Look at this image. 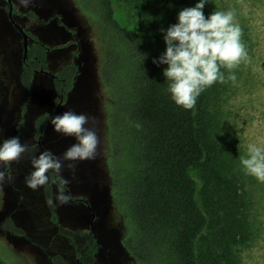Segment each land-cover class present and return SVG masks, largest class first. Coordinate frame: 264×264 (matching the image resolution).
Listing matches in <instances>:
<instances>
[{"label":"rangeland","instance_id":"374dc122","mask_svg":"<svg viewBox=\"0 0 264 264\" xmlns=\"http://www.w3.org/2000/svg\"><path fill=\"white\" fill-rule=\"evenodd\" d=\"M12 3L14 22L50 47L45 70L57 75L66 65L77 64L79 73L74 85L55 115L70 110L89 116L86 126L96 132L99 145L95 159L76 162L73 169L65 166L57 176L68 181L66 188L71 194L69 203L63 205L48 203L55 201L60 188L52 179L35 191L25 186L24 178L32 171L28 154L13 164L14 178L5 181L0 193V241L13 252L0 244L3 256L8 264H55L51 257L62 255L66 264H75L72 245L62 228L73 231L88 228L90 206L96 213L93 224L99 243L96 264H134L120 244V222L109 201L103 165V96L91 33L71 0H30L27 7L20 6L18 0ZM208 5L214 11L235 10V22L241 28V40L248 53V60L233 70L235 82L221 84L218 94L213 92L207 102L202 100L200 111L211 153L224 171L235 177L236 184L237 177L240 179L241 191L249 205L251 236L243 245L234 244L235 261L230 264H264V183L239 170V158L246 154L247 145L264 139V0H210ZM114 8L116 18L124 25L134 24L139 18L138 12L125 1L114 0ZM22 39L8 16L6 0H0V103L3 105L0 104V141L18 136L22 144L36 145L37 151L31 155L42 152V147L60 157L76 141L56 133L47 121L55 116L58 99L53 77L37 72L28 89L21 83ZM43 116L46 125L40 135V147L37 123ZM214 164L215 160L209 163L207 172ZM217 195L213 189L211 196ZM203 197L205 194L200 192L201 201ZM207 205L210 227L198 250L203 255L212 249L218 256L216 264H225L221 256L225 252L223 246L213 242L222 225L216 213L221 215L223 210L212 200ZM8 218L21 234L3 227Z\"/></svg>","mask_w":264,"mask_h":264},{"label":"trees","instance_id":"16d2710c","mask_svg":"<svg viewBox=\"0 0 264 264\" xmlns=\"http://www.w3.org/2000/svg\"><path fill=\"white\" fill-rule=\"evenodd\" d=\"M71 1L85 21L98 55L103 165L109 201L120 222L122 248L134 264L218 263L212 249L203 255L198 250L210 227L205 207L212 200L223 210L221 215L216 213L222 225L213 242L223 246L225 264L235 261L234 244L243 245L251 236L249 205L240 179L237 177L236 184L235 177L229 176L211 153L200 119L202 100L207 102L213 92L218 94L223 83L207 88L195 107L185 110L174 104L167 91L168 82L162 74L166 65L152 62L165 50L161 29L174 24L178 11L198 0H121L138 12L139 18L128 25L116 18L114 0ZM203 11L207 18L214 9L207 3ZM49 49L31 35L20 76L25 87L29 88L35 72L46 69ZM78 73L77 64L70 63L54 77L58 95L66 97ZM45 125L43 116L37 123L38 134L42 135ZM214 160V167L207 172ZM54 177L59 187L66 189L62 180L53 174V181ZM213 189L216 198L211 196ZM200 192L205 194L202 201ZM3 227L22 233L11 218ZM62 231L75 240L66 228ZM79 237L85 239L88 253L98 251L94 235L81 233ZM0 244L13 253L5 242ZM54 263L66 264L59 256ZM0 264H8L1 247Z\"/></svg>","mask_w":264,"mask_h":264},{"label":"clouds","instance_id":"9594fccd","mask_svg":"<svg viewBox=\"0 0 264 264\" xmlns=\"http://www.w3.org/2000/svg\"><path fill=\"white\" fill-rule=\"evenodd\" d=\"M18 2L27 7L30 0ZM209 2L198 0L194 6L178 11L176 22L161 29L165 50L152 61L166 65L162 74L168 82L167 91L174 104L185 110L193 109L201 93L213 84L235 82L233 70L248 60L241 28L235 22V10L213 11L206 18L203 9ZM221 69L228 71L227 77ZM89 121L90 117L84 113L70 110L51 117L56 133L71 136L76 141L60 157L50 150L31 155L37 151L36 145L22 144L18 136L0 141V193L5 181L14 178L13 164H18L26 154L32 171L24 178V183L33 191L47 186L53 174L60 176L65 166L73 169L76 162L95 159L99 138L86 126ZM239 170L264 183V139L247 145L246 154L239 158ZM61 183L67 185L68 181ZM70 199L71 194L61 187L55 201L48 203L63 205Z\"/></svg>","mask_w":264,"mask_h":264},{"label":"flooded vegetation","instance_id":"af4514ba","mask_svg":"<svg viewBox=\"0 0 264 264\" xmlns=\"http://www.w3.org/2000/svg\"><path fill=\"white\" fill-rule=\"evenodd\" d=\"M6 2H7V0H6ZM7 5H8V3H7ZM8 9H9V5H8ZM13 12H14V7H13ZM12 16H13V14H12ZM28 35H29V39H28V46H29V43L31 41V35L30 34H28ZM26 57H27V55L25 56V58H23V39H22V70H21V73L24 70V67L26 65ZM21 73H20V76H21ZM35 73H37V72H35ZM55 77H56V75H55ZM25 88L28 89L27 87H25ZM61 97H62V100H60ZM64 99L65 98L63 97V95H58L57 104H56V107L54 109V115L59 110V108H60L62 102L64 101ZM26 102L28 103V100ZM1 106H3V105L1 104ZM20 112H21V115H22V111H20ZM21 115H20V117H21ZM50 120H51V117L47 121H50ZM37 140H38V144L40 145V134L37 136ZM40 147H41V145H40ZM41 150L44 151V149L42 147H41ZM54 182H56L55 177H54ZM65 190L68 192L67 188ZM89 208H90L92 214H91V219H90V223H89V227L88 228H86L85 230H81V231H73V230H68L67 229L70 233H72L70 235L74 236L73 237L75 239L74 241H72L69 238V236L67 235V233L64 232L65 236L68 238L70 244L72 245L71 249H72V254H73L74 258H75L74 259L75 260V264H96L98 251L96 253H94L93 255L88 253L87 246L85 245V239L83 237H79V234H81V233L91 234V235H94L96 237V234H95V230L96 229H95V227L93 225L94 224V220L96 218V213L92 210V208L90 206H89ZM72 236H70V237L72 238ZM58 256L62 257V255L61 256L60 255H56L54 257H51V260L54 262V258L58 257ZM62 259H63V257H62Z\"/></svg>","mask_w":264,"mask_h":264},{"label":"water","instance_id":"95a60500","mask_svg":"<svg viewBox=\"0 0 264 264\" xmlns=\"http://www.w3.org/2000/svg\"><path fill=\"white\" fill-rule=\"evenodd\" d=\"M7 3L9 5V9H8V16L11 19V21L14 23V25L16 26V28L19 30V32L21 33L22 37H23V58H25V56L27 55V51H28V39H29V35L28 33L21 28L17 23L14 22L12 14H13V4H12V0H7ZM40 72H43L47 75H50L51 77H55L54 74L48 72L45 69L40 70ZM62 100V97L61 99Z\"/></svg>","mask_w":264,"mask_h":264}]
</instances>
